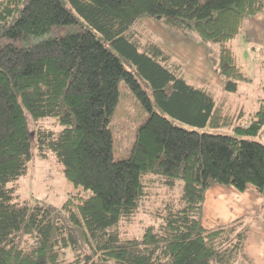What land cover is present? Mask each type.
Segmentation results:
<instances>
[{"label": "trees", "instance_id": "1", "mask_svg": "<svg viewBox=\"0 0 264 264\" xmlns=\"http://www.w3.org/2000/svg\"><path fill=\"white\" fill-rule=\"evenodd\" d=\"M257 16L264 0H0V41L80 26L28 48L0 45V264H253L249 222L208 229L203 209L218 184L239 192L254 186L264 196V143L253 139L264 127V103L232 135L177 125L173 118L203 128L224 116L209 91L186 81L183 66L137 26L154 19L217 45L211 65L224 90L236 93L251 79L229 44ZM122 81L149 116L129 158L115 161L111 118ZM45 118L60 129L40 126ZM49 152L77 192L61 207L21 201L29 162ZM148 175L171 188L182 181L183 194L160 206L159 224L141 237L123 236L118 225L148 197ZM69 249L78 254L66 261Z\"/></svg>", "mask_w": 264, "mask_h": 264}, {"label": "rangeland", "instance_id": "2", "mask_svg": "<svg viewBox=\"0 0 264 264\" xmlns=\"http://www.w3.org/2000/svg\"><path fill=\"white\" fill-rule=\"evenodd\" d=\"M249 20L252 22L251 27L252 30L254 29L253 32L250 29L251 27L246 26L240 35L232 40L229 45L236 55L238 64L251 80L240 82L236 93L227 92L218 86L213 87L211 91L217 108L226 99L232 101L234 106L237 104L243 105L245 112L243 118L245 120L250 119L251 115L249 114L257 112L260 105L264 103V18L253 17L249 18ZM79 29L80 26L78 25L55 28L49 34L32 39L31 41H11L4 38L0 41V45L12 43L18 48H28L36 42L75 33ZM137 30L144 35L148 34L152 40L161 46H165L166 44L169 46L175 40L176 34H180L163 22L148 18L142 19L140 25L137 26ZM193 40L198 41L199 39L196 37ZM203 44L202 46L206 49L207 47L212 48V52L218 50L217 45ZM129 62V64L125 62L127 69H135L136 64L133 61ZM186 71L187 75L193 76V78L197 77L195 71L189 68ZM219 79L223 81L221 78ZM146 82L148 83L147 80L141 79L144 88L149 92L153 102L156 103L153 88L150 83L149 86L151 88L146 86ZM160 109L161 107L157 108L163 114L170 116ZM222 115L226 116V113L223 112ZM148 116L149 111L146 105L129 88L128 84L122 81L119 88V101L111 118L115 161L129 158L136 138V132ZM173 119L177 125L189 130L196 129L207 133L229 135L234 134V126L241 124L242 121L238 117V114L235 113V117L232 120L221 118L217 124L214 123V120H210L205 127L200 128L191 126L180 119ZM39 125L54 130L60 129L55 124L53 118L42 119ZM253 139L264 143V127L260 135ZM48 155L49 158L46 160L35 156L29 162L27 174L19 181V196L21 201H39L61 207L65 200L71 194L76 193L77 190L74 189L73 185L62 174L61 166L55 155L51 152ZM146 179L148 181L149 195L142 201L138 212L131 219H125L119 223L118 226L123 236L141 237L146 227L159 224L160 218L156 211L160 206L167 202L177 203L183 194L182 181H177L176 185L171 188L168 185L161 184L157 180V176L148 175ZM90 193L89 191L86 195L89 196ZM249 226L251 227V223H249ZM77 254L76 251L69 249L66 251L65 260L71 261L76 258Z\"/></svg>", "mask_w": 264, "mask_h": 264}, {"label": "crops", "instance_id": "3", "mask_svg": "<svg viewBox=\"0 0 264 264\" xmlns=\"http://www.w3.org/2000/svg\"><path fill=\"white\" fill-rule=\"evenodd\" d=\"M257 17L264 18V16ZM251 23L249 19L245 20L243 28L251 27ZM250 29L252 30V27ZM176 35L175 40L169 46L167 44L165 46L158 45L183 66V75L186 81L199 87H205L211 95L213 87L223 88L224 83L219 79L220 77L210 62L209 56L212 48H204L202 46L204 44L200 40L188 39L178 33ZM187 68L195 71L197 77L193 78V76L187 75ZM218 109L220 113H226L224 118L230 120L237 113L238 117L242 119V126L251 123L250 119L243 118L245 116L243 105L234 106L232 101L226 99L218 106ZM255 113L249 115L252 116ZM240 218H245L247 222L251 223L247 242L249 257L253 264H264V196L260 191L254 186H248L244 192H239L232 186L218 184L206 192L203 209V224L206 228L213 229L231 224Z\"/></svg>", "mask_w": 264, "mask_h": 264}]
</instances>
